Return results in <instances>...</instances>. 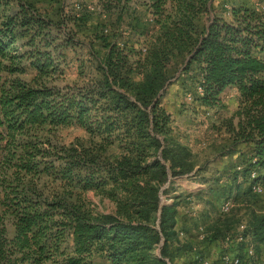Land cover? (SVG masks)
I'll list each match as a JSON object with an SVG mask.
<instances>
[{
	"label": "trees",
	"instance_id": "obj_1",
	"mask_svg": "<svg viewBox=\"0 0 264 264\" xmlns=\"http://www.w3.org/2000/svg\"><path fill=\"white\" fill-rule=\"evenodd\" d=\"M211 4L0 0V264H201L189 242L174 261L176 204L159 201L193 170L161 105L174 58L199 107L216 112L235 92L222 126L247 153L227 176L252 193L264 184V6L219 16ZM61 128L83 136L65 142ZM87 190L114 213L93 212ZM243 224L264 242V213ZM236 227L228 246L242 242Z\"/></svg>",
	"mask_w": 264,
	"mask_h": 264
},
{
	"label": "rangeland",
	"instance_id": "obj_2",
	"mask_svg": "<svg viewBox=\"0 0 264 264\" xmlns=\"http://www.w3.org/2000/svg\"><path fill=\"white\" fill-rule=\"evenodd\" d=\"M254 1L212 0L211 9L220 16L231 5L253 4L255 8L264 6V1ZM182 62V57H176L167 68L168 84L163 91L161 105L171 116L172 134L187 145L191 152L193 170L187 176L174 178L168 191L159 195L161 203L174 200L176 204V240L169 242V249L175 250L174 261L187 258L190 252H184L186 249L183 245L189 242L193 256L197 252L203 255L201 264H215L226 252L243 256L248 245L252 246L256 255H261V248L249 236L233 247L224 243L228 242V237L225 240L222 238L227 232L224 229L229 228L231 234L239 221L249 224L256 216L264 213V184L261 185V192L252 193L240 183L238 187L233 186L227 176L239 163L241 155L245 157L247 153L246 147L242 145L231 146L222 126L223 120L235 109L236 94L233 90H227L222 97V107L216 112L199 107L185 97L187 86L183 80L186 76L178 75ZM57 134L65 142L74 136H83L73 128L58 129ZM83 195L93 212L114 213V201L106 195L92 190L84 191ZM227 197L232 205L228 212L221 213L219 205ZM156 214L153 213L152 217L154 227ZM153 252H157L156 246ZM92 264L110 263L94 254Z\"/></svg>",
	"mask_w": 264,
	"mask_h": 264
},
{
	"label": "built area",
	"instance_id": "obj_3",
	"mask_svg": "<svg viewBox=\"0 0 264 264\" xmlns=\"http://www.w3.org/2000/svg\"><path fill=\"white\" fill-rule=\"evenodd\" d=\"M238 169V167H237ZM254 176V173L250 174V178ZM251 190L255 193L261 192L262 188L259 185L251 186ZM232 202L229 199L221 201L219 205V211L221 213H226L229 211ZM244 227L243 223H239L236 227L237 233L234 235V242H241L245 240L240 232ZM215 264H264V256L256 255L251 245H248L246 249H244L243 256H239L236 254L224 253L221 258Z\"/></svg>",
	"mask_w": 264,
	"mask_h": 264
},
{
	"label": "crops",
	"instance_id": "obj_4",
	"mask_svg": "<svg viewBox=\"0 0 264 264\" xmlns=\"http://www.w3.org/2000/svg\"><path fill=\"white\" fill-rule=\"evenodd\" d=\"M225 244H226V246H228L229 244L228 243H226L225 242ZM258 245V247L259 248H261V252L259 251V253H261V255H263L264 256V242L263 243H258L257 244ZM231 246V245H230ZM234 245H232V247H233ZM228 249H229V247L227 248V251H228ZM236 251V250H235ZM227 253V252H226ZM229 254H234L233 252L232 253H229Z\"/></svg>",
	"mask_w": 264,
	"mask_h": 264
}]
</instances>
